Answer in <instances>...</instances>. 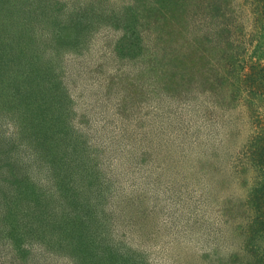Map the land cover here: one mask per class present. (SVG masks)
<instances>
[{
  "label": "rangeland",
  "instance_id": "1",
  "mask_svg": "<svg viewBox=\"0 0 264 264\" xmlns=\"http://www.w3.org/2000/svg\"><path fill=\"white\" fill-rule=\"evenodd\" d=\"M168 69H155V0H0V103L14 115L0 137L28 125L39 178H54L47 211L0 221V264H222L239 251L248 115L173 97Z\"/></svg>",
  "mask_w": 264,
  "mask_h": 264
},
{
  "label": "trees",
  "instance_id": "2",
  "mask_svg": "<svg viewBox=\"0 0 264 264\" xmlns=\"http://www.w3.org/2000/svg\"><path fill=\"white\" fill-rule=\"evenodd\" d=\"M164 66L172 72L168 81H162L165 89L170 92L177 87L189 105L193 93H207L212 102L205 107H238L248 115L253 133L238 162L240 173L251 170L254 175L250 194L238 204L246 213V227H239L244 243L222 264H264V0H155V69ZM0 84H4L2 78ZM176 94L170 92L173 97ZM8 95V89L0 88V99ZM3 103L0 121L14 116L7 99ZM204 109L201 117L210 115ZM28 127L0 137V170L10 167L1 172L7 176L0 187V221L16 214L24 220L27 204L39 213L49 206L38 208L47 194L42 184L54 178L40 180V146L28 140ZM50 164L55 166L53 160ZM48 172L55 175L51 167ZM58 193L54 185L48 190L54 199ZM76 217L68 218L77 221ZM55 221L58 228L60 222ZM31 235L33 240L43 237L37 227Z\"/></svg>",
  "mask_w": 264,
  "mask_h": 264
}]
</instances>
